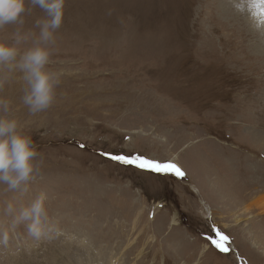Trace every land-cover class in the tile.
Listing matches in <instances>:
<instances>
[{"label": "rangeland", "instance_id": "obj_1", "mask_svg": "<svg viewBox=\"0 0 264 264\" xmlns=\"http://www.w3.org/2000/svg\"><path fill=\"white\" fill-rule=\"evenodd\" d=\"M255 2L66 0L48 65L64 74L53 104L36 114L23 103L22 73L0 67L8 101L0 115L17 119L39 153L27 191L0 184V231L9 232L0 264H264V147L253 137L264 135V32L248 26ZM43 16L29 4L0 39L19 33L26 50ZM105 152L170 160L185 176ZM250 187L256 193L242 200ZM41 193L48 233L13 230L7 204L18 212ZM213 227L231 238L229 253L207 239Z\"/></svg>", "mask_w": 264, "mask_h": 264}, {"label": "clouds", "instance_id": "obj_2", "mask_svg": "<svg viewBox=\"0 0 264 264\" xmlns=\"http://www.w3.org/2000/svg\"><path fill=\"white\" fill-rule=\"evenodd\" d=\"M39 8L44 16L36 21L39 29L33 45L21 51L20 34L13 43L0 39V67L19 70L26 84L23 103L32 114L48 109L56 97V88L63 71L51 70L50 45L54 43L56 32L61 28L66 0H0V29L10 24L23 23L22 17L28 5ZM0 112H8V101L0 98ZM39 153L30 135L23 131L20 122L12 117L0 115V184L10 191H27V185L37 171ZM47 196L41 193L28 206L19 211L13 204L6 206V213L12 215L11 228L25 224L29 235L39 239L50 230L48 213L45 207ZM8 230L0 231V243L7 244Z\"/></svg>", "mask_w": 264, "mask_h": 264}, {"label": "snow or ice", "instance_id": "obj_3", "mask_svg": "<svg viewBox=\"0 0 264 264\" xmlns=\"http://www.w3.org/2000/svg\"><path fill=\"white\" fill-rule=\"evenodd\" d=\"M254 7L258 8L259 15L261 17H264V0H256ZM103 155L122 164L132 165L139 169H143L153 173L161 175L172 174L180 178H183L185 176V172L181 169V167L177 163L170 160L160 161L148 158L141 154L124 155L105 152L103 153ZM210 231L212 232V234L208 235L207 239L212 243V245H214L215 248L218 249L221 253H229L231 251V238L224 232H222L218 227H213L210 229Z\"/></svg>", "mask_w": 264, "mask_h": 264}, {"label": "bare ground", "instance_id": "obj_4", "mask_svg": "<svg viewBox=\"0 0 264 264\" xmlns=\"http://www.w3.org/2000/svg\"><path fill=\"white\" fill-rule=\"evenodd\" d=\"M259 17H260V15H259V9H257V11H256V13H255V18L256 19H253L252 21H250V22H248V26H250L251 24H254V25H251V27L253 26V27H255V28H257L259 25H261L262 27H263V29L262 28H258V29H261L263 32H264V20H261V21H259L260 19H259ZM258 25V26H257ZM250 27V28H251ZM263 45H264V42H263V44L261 45V47H260V49L259 50H261V49H263ZM252 46V45H251ZM230 49V48H229ZM258 58V57H257ZM252 66V65H251ZM243 73V72H242ZM235 74V73H234ZM264 105V104H263ZM252 132V131H251ZM253 137H255V138H257L258 139V143L257 144H259V145H257V146H260V147H264V135L262 134V133H259V132H257L256 131V133L255 132H253ZM254 139V138H253ZM261 145H263V146H261ZM238 161V160H237ZM236 161V162H237ZM237 177V176H236ZM235 177V178H236ZM238 178V177H237ZM251 181H252V179H251ZM254 181V180H253ZM215 184V183H214ZM233 184V183H232ZM232 184L229 182L228 183V185H226V186H224L223 187V189H219V190H221L219 193H221L222 195H224V196H226L227 194H229L230 192H233V187H232ZM235 184H237L236 182H235ZM230 185V186H229ZM218 187V186H217ZM263 187V186H262ZM235 190H237L236 188H235ZM257 190V188H251L250 187V190H246V193H248V194H246L245 193V195H241V193L239 192L238 194H240V197H241V199L242 200H244V199H248V197H251V195H253V194H255L256 191ZM241 191V190H240ZM248 196V197H247ZM222 198V197H221ZM226 199V198H225ZM239 200H240V198H239ZM251 200H255V199H251ZM204 201V200H203ZM241 201V200H240ZM234 202L235 203H238L239 201L238 200H234ZM233 202V203H234ZM260 202V204L264 207V199L262 200V201H259ZM231 203V202H230ZM205 204V203H204ZM224 206V205H223ZM208 207V206H207ZM206 207V208H207ZM212 210V211H211ZM208 211H209V214L211 215V216H213L214 217V211H213V209L209 206V208H208ZM209 215V216H210ZM215 218V217H214ZM211 219H212V217H211ZM213 220V219H212ZM261 222H262V224H263V233H262V235H263V238H264V214H263V216H262V220H261ZM263 244H264V241H263ZM84 257V256H83ZM114 258V257H113Z\"/></svg>", "mask_w": 264, "mask_h": 264}]
</instances>
